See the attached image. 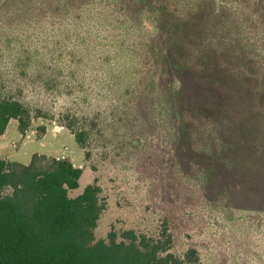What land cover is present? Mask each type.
<instances>
[{
	"label": "trees",
	"instance_id": "obj_1",
	"mask_svg": "<svg viewBox=\"0 0 264 264\" xmlns=\"http://www.w3.org/2000/svg\"><path fill=\"white\" fill-rule=\"evenodd\" d=\"M151 1L183 12L175 22L180 26L174 25L180 33L167 41L173 62L189 59V70L217 89L225 85L246 94L257 89L264 93V71L246 51L254 49V38L264 51V0ZM137 2L0 0V12L10 22L0 39L1 56L4 53L12 62L9 71L35 74L47 86L65 78L61 82L69 85L66 95L75 104L83 96L105 99L120 125L138 122L144 128V119L159 118L157 122L169 128V141L173 135L170 110L160 96L157 103L153 101L157 93L151 75L157 54L137 37L141 29L134 10ZM244 32L252 35L245 42ZM259 53L264 60V52ZM93 64L92 79L85 85L81 70ZM244 103L242 110L248 114L251 108ZM194 107L207 113L211 106L197 102ZM30 119L24 103L0 92V135L15 120L24 136ZM58 121L85 149L95 128L89 118L65 109ZM218 133L215 128L208 136L204 132L207 148L196 151L211 154L213 142L209 145L206 138H220ZM81 175L82 170L65 158L33 154L27 165L0 159V264H199L197 249L178 251L177 239L166 225L155 236L130 229L120 235L110 231L106 240H95L105 202L95 181L76 197L69 196L78 189ZM198 181L205 184L206 177L201 174ZM226 219L232 220V214L228 212Z\"/></svg>",
	"mask_w": 264,
	"mask_h": 264
},
{
	"label": "rangeland",
	"instance_id": "obj_2",
	"mask_svg": "<svg viewBox=\"0 0 264 264\" xmlns=\"http://www.w3.org/2000/svg\"><path fill=\"white\" fill-rule=\"evenodd\" d=\"M137 3L134 10L141 27L137 37L157 54L153 56L151 75L157 93L153 101L157 103L160 96L170 110L173 135L169 141V128L161 126L159 118L144 119V128L138 122L120 125L114 122L117 119L105 99L85 100L83 96L75 104L66 95L69 85L61 82L65 78L47 86L35 74L9 71L12 62L4 53H0V92L30 109L25 132L31 135L29 148L56 155L57 159H62L59 154L63 152L69 157L65 159L82 170L79 187L69 192L70 197H76L94 181L100 187L105 210L95 229V240H106L110 231L120 235L130 229L155 236L166 225L177 239L178 251L197 249L199 264H264V93L257 89L246 94L225 85L217 89L189 70V59L180 57L174 63L167 41L180 33L174 25H179L175 22L183 12L159 7L151 0ZM6 26L10 22L0 12V39ZM245 37L252 38L251 32L243 33L244 42ZM185 39L189 41L188 36ZM246 51L264 71L261 41L254 38V49L247 47ZM93 66L81 70L85 85L92 79ZM243 100L251 108L248 114L242 110ZM197 102L211 106L209 111L196 110ZM65 109L88 117L94 124L85 149L60 126L58 116ZM147 111L152 114L151 104ZM15 125L16 121L9 126L11 149L20 143ZM214 128L221 137L206 138L209 145L213 142L212 153L197 152L207 148L202 137ZM46 129L45 141L53 145L51 152L41 149L36 141ZM201 174L206 177L205 184L198 181ZM228 212L232 220L226 219Z\"/></svg>",
	"mask_w": 264,
	"mask_h": 264
},
{
	"label": "crops",
	"instance_id": "obj_3",
	"mask_svg": "<svg viewBox=\"0 0 264 264\" xmlns=\"http://www.w3.org/2000/svg\"><path fill=\"white\" fill-rule=\"evenodd\" d=\"M11 122H15V120H10L6 126L4 133L2 135H0V159H4V160L9 161V162H16V163H20L23 165H27L30 162V159H31L33 154H38V155L42 154V155H46V156L50 155V156L56 157V155H53V154H45V153L39 151L37 148H34V149L29 148L28 144L31 141V135H27V134H25V136H22L20 134L19 135L20 136V143L17 145V147L15 149H11L12 141L11 140L9 141V136H10L9 126H10ZM16 124H17V122H16ZM15 126H17V128H18V125H15ZM46 132H47V129L42 136H40L38 139H36V141L39 142V144H40L39 146L41 147V149H44V150H47L48 152H51L53 149V145H50L49 143H47L45 141ZM57 154H59V153L57 152ZM59 155L62 158L67 157L66 154L63 152ZM23 157H27L26 162H19L17 160V159L23 158ZM67 158H69V157H67ZM71 163H72V161H71Z\"/></svg>",
	"mask_w": 264,
	"mask_h": 264
}]
</instances>
